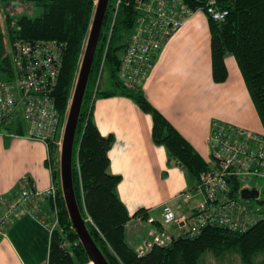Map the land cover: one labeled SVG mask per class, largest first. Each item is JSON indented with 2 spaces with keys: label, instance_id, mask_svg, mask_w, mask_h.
Masks as SVG:
<instances>
[{
  "label": "trees",
  "instance_id": "obj_1",
  "mask_svg": "<svg viewBox=\"0 0 264 264\" xmlns=\"http://www.w3.org/2000/svg\"><path fill=\"white\" fill-rule=\"evenodd\" d=\"M6 6L5 22L0 21V78L13 76L10 47L18 39L58 40L65 44L63 67L52 96L56 108L66 117L72 101L81 55L94 16V5L87 0H0ZM117 0H110L89 77L76 131L73 151V181L77 202L87 227L110 264H203L205 256L217 259L235 255L240 264H264V216L248 231L241 233L225 227H206L195 238L182 233L167 246L156 245L139 254L128 240V224L133 219L121 200V177L111 171L109 151L113 135L104 136L94 118L98 97L125 95L132 98L153 120V139L166 148L169 165L180 166L194 183H199L207 161L171 122L147 99L143 85L128 89L119 78L121 56L135 26L136 10L123 1L115 14ZM194 10L205 9L207 0H186ZM228 15L220 22L208 16L212 34L213 71L216 82L227 79L225 58L237 60L247 89L264 127V0H217ZM21 4V5H20ZM27 6L34 11L18 12ZM128 33V35H127ZM105 89L100 86L104 73ZM144 83V82H143ZM0 132L24 135L22 116L11 124L0 125ZM49 165L59 186V227L51 235L48 264H91L66 207L61 187V149L49 143ZM56 155V156H55ZM240 181L235 193L240 198ZM242 198V197H241ZM243 199V198H242ZM244 200V199H243ZM255 200V199H249ZM258 204L260 202H257ZM260 206V205H259ZM258 211L264 214V206ZM148 218L140 210L134 217Z\"/></svg>",
  "mask_w": 264,
  "mask_h": 264
},
{
  "label": "crops",
  "instance_id": "obj_2",
  "mask_svg": "<svg viewBox=\"0 0 264 264\" xmlns=\"http://www.w3.org/2000/svg\"><path fill=\"white\" fill-rule=\"evenodd\" d=\"M225 65L227 79L216 82L208 16L197 12L166 42L143 83L147 99L206 161L212 153L214 121L264 132L237 60L229 55ZM94 118L101 134L115 139L109 151L111 171L121 177L119 195L130 216L146 210L162 222L166 204L179 218L191 216L201 197L193 193L185 202L183 195L193 192L194 181L180 166L169 165L166 148L153 139L152 116L132 98L116 95L96 99ZM64 124L55 138L57 144L62 142ZM49 155L43 142L0 132V211L1 200L13 197L24 177L32 189L44 190L52 184ZM38 208L49 222L55 221L50 199L43 198ZM136 224L130 220L133 227L127 234L134 244L148 234L147 222ZM165 230L175 235L184 232L175 223ZM51 235L49 227L32 215L15 219L0 236V264H48Z\"/></svg>",
  "mask_w": 264,
  "mask_h": 264
},
{
  "label": "built area",
  "instance_id": "obj_3",
  "mask_svg": "<svg viewBox=\"0 0 264 264\" xmlns=\"http://www.w3.org/2000/svg\"><path fill=\"white\" fill-rule=\"evenodd\" d=\"M87 1L93 3L95 13L99 0ZM123 1L134 7L137 13L119 69V78L128 89L143 85L163 46L195 13L204 12L220 22L228 15L227 10L219 7L217 0H207L205 9L198 10L192 9L186 0H117L115 14ZM86 45L87 42L83 47L80 66ZM64 49L65 44L58 40L18 39L14 42L12 53L10 51L14 62L13 76L6 81L0 79V125L11 124L22 116L26 133L5 132L6 135L40 141L48 147L50 142L55 141L63 117L56 108L52 93L62 71ZM210 144L212 153L207 161L208 169L201 173L199 183L193 189L195 192L183 195L185 202H189L193 193L201 197L191 216L177 217L168 204L163 207L162 222L150 216L145 220L133 216L132 220L138 225L144 221L148 224L146 238L137 244L130 242L139 254L150 252L156 245L171 244L176 238L165 230V226L172 223L183 229L186 238H195L206 227L214 226L244 233L264 216L262 211L242 204L235 193L236 181H240V187L246 189L242 184L244 177L258 176L264 182V132L216 120L213 122ZM58 145L61 149L62 142ZM27 180V177L21 180L19 190L13 197L1 200L0 236L6 235L12 222L24 215L36 217L49 227L51 233L59 227V186L52 181L48 188L37 190L29 188ZM257 190L259 195L255 200L264 202V186L262 190ZM43 198L50 199L54 204V222H49V217L41 214L38 208ZM129 225L128 231L133 227Z\"/></svg>",
  "mask_w": 264,
  "mask_h": 264
},
{
  "label": "water",
  "instance_id": "obj_4",
  "mask_svg": "<svg viewBox=\"0 0 264 264\" xmlns=\"http://www.w3.org/2000/svg\"><path fill=\"white\" fill-rule=\"evenodd\" d=\"M110 0H99L96 7L91 29L89 32L86 49L81 62L78 78L76 81L71 106L68 112L61 147V186L66 207L80 242L86 250L88 257L94 264H110L109 260L95 242L88 227L87 220L83 217L79 208L73 181V151L77 126L86 93L89 77L94 63L102 27L105 21ZM259 195L257 189H243L241 197L244 200L256 199ZM260 206L264 202L259 203Z\"/></svg>",
  "mask_w": 264,
  "mask_h": 264
},
{
  "label": "rangeland",
  "instance_id": "obj_5",
  "mask_svg": "<svg viewBox=\"0 0 264 264\" xmlns=\"http://www.w3.org/2000/svg\"><path fill=\"white\" fill-rule=\"evenodd\" d=\"M6 9H7V7L1 5V2H0V21H2L3 23L5 22V12H6ZM30 10L31 11H34V9L28 8L27 6H18V8H16V11H18V12H23V11H28L29 12ZM127 35H128V33H127ZM9 47H10V51L12 53V45L11 46H8V48ZM0 79L5 80V81L7 80V79H3V78H0ZM108 79H109L108 78V75L105 72L104 75H103L102 84L100 86L101 89H105L104 81L105 82L106 81H109ZM13 82L16 83V80H13ZM70 106H71V104H70ZM64 121H65V118H62L61 125L63 124ZM242 184H243L244 187H246V189H249V190H252L253 188H257L259 190H262L263 189V186H264L263 180L260 177H258V176H247V177H244V178H242ZM192 191L195 192L193 189H192ZM239 200L245 206H252L255 209H258L260 207L256 200H243L241 198V196H240ZM134 249H135V247H134ZM203 264H240V262H239L238 258L235 255H231L230 254V255L222 258V259L221 258L220 259H217L216 257L213 256V254L209 253V254H207L205 256V259L203 261Z\"/></svg>",
  "mask_w": 264,
  "mask_h": 264
},
{
  "label": "bare ground",
  "instance_id": "obj_6",
  "mask_svg": "<svg viewBox=\"0 0 264 264\" xmlns=\"http://www.w3.org/2000/svg\"><path fill=\"white\" fill-rule=\"evenodd\" d=\"M92 264H94L93 262H91Z\"/></svg>",
  "mask_w": 264,
  "mask_h": 264
},
{
  "label": "flooded vegetation",
  "instance_id": "obj_7",
  "mask_svg": "<svg viewBox=\"0 0 264 264\" xmlns=\"http://www.w3.org/2000/svg\"><path fill=\"white\" fill-rule=\"evenodd\" d=\"M21 5V4H20ZM20 5H18V6H20Z\"/></svg>",
  "mask_w": 264,
  "mask_h": 264
}]
</instances>
